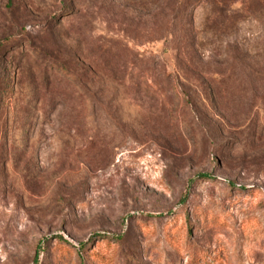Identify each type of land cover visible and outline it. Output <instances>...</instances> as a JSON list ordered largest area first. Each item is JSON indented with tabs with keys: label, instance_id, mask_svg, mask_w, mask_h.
Segmentation results:
<instances>
[{
	"label": "rangeland",
	"instance_id": "374dc122",
	"mask_svg": "<svg viewBox=\"0 0 264 264\" xmlns=\"http://www.w3.org/2000/svg\"><path fill=\"white\" fill-rule=\"evenodd\" d=\"M170 3L0 0V264H264V0Z\"/></svg>",
	"mask_w": 264,
	"mask_h": 264
},
{
	"label": "trees",
	"instance_id": "16d2710c",
	"mask_svg": "<svg viewBox=\"0 0 264 264\" xmlns=\"http://www.w3.org/2000/svg\"><path fill=\"white\" fill-rule=\"evenodd\" d=\"M201 0H171V11L173 15L177 18L183 17L187 13V9L189 6H195L197 5ZM187 29L189 31H192V28L190 24H188ZM18 35H12V36H7L4 39V44L0 43V56L2 55L3 49H6L7 45H15L19 46L18 42ZM49 63H51L53 69L59 73V75L56 77L57 83L56 84H65L67 85L68 82L65 80H70L73 79V76H75L72 71L61 61L57 60H49ZM13 92L12 85L7 81V80H0V104L1 105H6L8 104V101L10 99V95ZM190 233V231H189ZM109 239V237L106 236H101L102 239ZM54 240L56 241L57 244H63L67 247L74 248L72 244H70L67 240H65L61 235H56L54 237ZM86 246L82 245L80 247L81 251H85ZM196 255L197 252L193 253V259L191 263H194L196 261ZM80 258V256H79ZM79 264H84L83 260L79 261Z\"/></svg>",
	"mask_w": 264,
	"mask_h": 264
}]
</instances>
